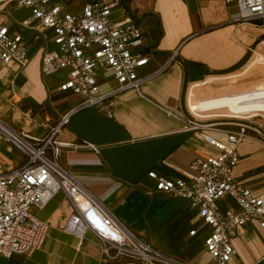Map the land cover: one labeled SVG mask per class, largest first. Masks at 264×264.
Listing matches in <instances>:
<instances>
[{
    "label": "crops",
    "instance_id": "0c3cea01",
    "mask_svg": "<svg viewBox=\"0 0 264 264\" xmlns=\"http://www.w3.org/2000/svg\"><path fill=\"white\" fill-rule=\"evenodd\" d=\"M95 1L113 0H57L62 13L69 14L80 13L86 3ZM128 16L143 32V51L149 58L141 75L151 77L141 85L139 94L126 91L118 95L111 117L95 107L72 114L59 140L71 145L87 143L97 147L98 152L80 146L68 148L63 150L59 165L78 181L104 215L154 250L185 264H214L204 246L209 229L202 224L197 210L187 199L158 191L157 181L148 173L155 171L160 178L176 180L194 159L217 153L204 141L203 133L225 142L224 133L189 130V108L242 95L224 96L264 81V20L237 22L236 7L222 0H121L111 12V20L121 21ZM24 22L36 26L27 9L0 0V25L17 28ZM23 32L27 33L25 29ZM45 47L52 45L45 46L43 41L31 44L28 65L20 72L16 73L12 65L0 71V85L9 90V105L16 103L15 99L27 98L50 106L46 124H38L28 112L14 111L6 116L7 109H0L7 123L0 118L2 121L35 137L44 136L48 127L56 125L81 102L77 95L50 94L66 80L67 71L41 78ZM175 51L176 59L171 61ZM166 65L168 69L162 71ZM244 68V77L238 81L219 82ZM96 78L103 92L114 84L108 74L96 72ZM230 128L224 125L219 129ZM10 151L14 150L6 148L2 156L6 166L13 168ZM238 154L234 177L255 194H264V147L246 139L238 146ZM218 205L221 210L234 208L228 199L220 200ZM74 212L62 191L42 209L33 208V215L48 224L44 244L30 256H0V264H119L102 261L92 232L87 231L79 239L62 230ZM193 230L196 234L190 236ZM232 244L236 254L228 264H264V232L258 223L241 227Z\"/></svg>",
    "mask_w": 264,
    "mask_h": 264
},
{
    "label": "built area",
    "instance_id": "2783aa9c",
    "mask_svg": "<svg viewBox=\"0 0 264 264\" xmlns=\"http://www.w3.org/2000/svg\"><path fill=\"white\" fill-rule=\"evenodd\" d=\"M10 1L27 9L36 26L27 22L17 28L0 25V71L10 65L16 73L23 70L28 65L30 45L43 41L45 46L52 47L43 50L41 78L67 71L66 80L51 89L50 94L77 95L81 102L56 125L48 127L42 137L18 132L0 119V256H30L42 247L48 224L37 219L32 209H42L62 191L75 210L62 230L79 239L87 231L92 232L103 262L185 264L154 250L104 215L78 181L59 165L65 149L80 146L98 152L97 147L87 143L71 145L59 140L72 114L95 107L111 117L118 95L126 91L139 94L141 85L150 79L151 76L141 75L149 61L143 51V32L130 16L121 21L111 20V12L121 0L88 2L78 14L62 13L57 0ZM222 1L236 7L237 22L264 20V0ZM176 56L177 51L171 61ZM96 72L110 75L113 86L101 91ZM223 118L192 114L186 123L191 131L211 129L224 133L225 142L203 133L204 141L217 151L215 155L194 159L176 180L160 178L155 171L148 173L149 178L157 181L158 191L187 199L190 207L197 210L202 224L209 229L204 246L214 264H228L235 256L232 240L241 227L256 222L264 232V194H255L234 177L239 163L238 146L252 139L264 147V112L233 115L228 117L230 121ZM224 125L231 128L219 129ZM6 148L21 154L18 166H6L2 156ZM222 199L230 200L234 208L221 210L218 203ZM195 234V230L189 233Z\"/></svg>",
    "mask_w": 264,
    "mask_h": 264
},
{
    "label": "rangeland",
    "instance_id": "374dc122",
    "mask_svg": "<svg viewBox=\"0 0 264 264\" xmlns=\"http://www.w3.org/2000/svg\"><path fill=\"white\" fill-rule=\"evenodd\" d=\"M261 63H264V61H261ZM246 70L247 69L244 68L243 71L236 73L235 75H233L229 79L221 80L219 82H236L239 79L244 77L243 72H245ZM24 77H25V79H27L26 76H24ZM262 88H264V81L261 84L255 86L251 89H247V90L242 91V92L232 93V94L224 95V96H230V95H235V94H239V93H244V94L247 93L248 94V93L256 92ZM8 93H9L8 88L0 85V104L2 103L0 105V109H2L4 107L7 109V112L5 114L6 116L12 115V113L14 111H20L21 113H25V114H27V112H28V115L30 116V118H33V120L36 121L38 124H41V123L46 124V116L50 115V112H51L50 106L48 104H46V103L37 104V103L32 102L31 99L23 98L21 100L15 99L17 102L11 106L7 102L9 99ZM219 97H222V96H219ZM226 98H228V97H226ZM199 114L200 115L221 116V117H224L223 120H225V121H230L228 116L236 115V114L232 113L231 111L227 110L226 108H222L220 110H213V111H209V112H205V113H199ZM0 118H3V120H4V118H5L4 112H0ZM9 123L12 126H16L14 121H11ZM10 153H11V157L14 160V167H16L18 165L19 161L21 160V154L17 151H10Z\"/></svg>",
    "mask_w": 264,
    "mask_h": 264
},
{
    "label": "bare ground",
    "instance_id": "6f19581e",
    "mask_svg": "<svg viewBox=\"0 0 264 264\" xmlns=\"http://www.w3.org/2000/svg\"><path fill=\"white\" fill-rule=\"evenodd\" d=\"M222 108H226L236 115H253L258 112H264V88L248 94L245 93L235 97L218 99L216 101L201 103L196 106L192 105L191 108H189V111L193 115H198L199 113H203L201 111ZM213 117L215 116L213 115Z\"/></svg>",
    "mask_w": 264,
    "mask_h": 264
}]
</instances>
